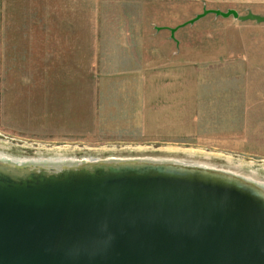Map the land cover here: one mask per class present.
Masks as SVG:
<instances>
[{
    "label": "rangeland",
    "instance_id": "374dc122",
    "mask_svg": "<svg viewBox=\"0 0 264 264\" xmlns=\"http://www.w3.org/2000/svg\"><path fill=\"white\" fill-rule=\"evenodd\" d=\"M17 2L20 6L21 1ZM25 2L30 8L45 10L43 16L33 12L26 17L28 36L41 32L39 24H45L48 32L52 28L47 25L60 23L74 25L76 38L65 43L29 39L26 47L33 51L32 59L42 62H11L15 58L6 52L5 26L14 0H0V153L12 157H169L264 182V22L239 29L236 25L241 22L234 20L236 31H232V25L206 13L183 23L204 7L198 0ZM133 9L154 11L158 41L168 39V27L183 23L176 34L175 29L169 30L170 36L188 41L183 49L196 51V45H207L206 49L216 51L211 58L192 55L186 78L174 74L180 71L179 63L169 62L172 72H165L163 61L157 59L154 121H149L148 111L133 112L141 98L138 57L123 54L136 44L128 35L136 25ZM90 23L91 58L88 39L84 42ZM235 39L247 45L236 47ZM218 43L226 45L211 47ZM36 45L44 46L43 55ZM159 50L166 51L164 47ZM166 82H172L171 86ZM169 89L180 91L173 101L164 95Z\"/></svg>",
    "mask_w": 264,
    "mask_h": 264
},
{
    "label": "water",
    "instance_id": "95a60500",
    "mask_svg": "<svg viewBox=\"0 0 264 264\" xmlns=\"http://www.w3.org/2000/svg\"><path fill=\"white\" fill-rule=\"evenodd\" d=\"M207 12L264 21L202 7L183 23ZM0 264H264V182L169 157L0 153Z\"/></svg>",
    "mask_w": 264,
    "mask_h": 264
},
{
    "label": "crops",
    "instance_id": "0c3cea01",
    "mask_svg": "<svg viewBox=\"0 0 264 264\" xmlns=\"http://www.w3.org/2000/svg\"><path fill=\"white\" fill-rule=\"evenodd\" d=\"M13 1V0H11ZM18 0H14V6H12L11 8H9L8 11V17H7V23L5 26V39H6V52L7 54L10 51L11 57H14L15 59L12 60L11 62L14 63H33V62H42L41 60L38 59V57L36 59H32L34 57V55L32 54L33 51H29L27 50L26 47V42H28L27 40L29 39H36L43 41L44 39H51L52 41L55 42H70L72 41L74 38V36H72V34L74 33L73 30L71 29L74 25L72 24H60V23H54L52 25H47V28L51 27L52 29L50 31L47 32L46 29V25L45 24H39L40 25V31L41 32H37L35 36H28V27L27 25L24 23L26 20V17L29 15H33L35 12V16H43L45 10L44 9H34V8H30L28 6V4L25 2V0H20V6L18 5ZM201 3V7H210V8H219L221 10H225L226 8H233L237 11L238 14H244L247 11H250L252 13L255 14H264V0H198ZM212 12H207L208 14H211ZM213 16H217L218 18H220L219 20H221L220 22H225L229 25H232V31H236V29L233 27L234 23L232 24V22H234V20L241 22V24L243 25H236L239 26V29H245L246 26H250V25H254V24H258L260 22H264V21H260V22H256L254 20L251 19H245V20H241L238 18H235L231 15L228 16H221V15H216L214 13H212ZM62 15V10H61V14ZM132 15L133 17H135V28H134V32H130L128 33L129 36H133V39L136 40V44H131L128 46V51H125L126 53H123L124 56L127 55H132L134 57H138V94L140 95L141 98H139L138 100V105L136 107V109L134 108L133 112H149L150 115L148 116L149 121H154V117L156 115V110L155 108L152 106V102L154 99H156L157 96V89H156V78L154 77V73H156L155 71L157 70V59L163 61L164 64V71L167 72H172L171 70H168V63L169 62H175L176 64H180L179 69L180 71H176L174 72L175 76H178L180 74V76L183 77V74L185 75V78L187 77V68H188V63H189V59L192 55H195V57H197L198 59H205V58H211L213 56H215L216 51L213 50H209L206 49L208 48L207 45H196L198 48L194 50H190V49H183L184 47H188L189 43L187 40H183L182 38L178 37V36H170L169 35V30H168V34L165 35V37H167L168 39H164V40H159L158 41V34H157V29H158V25L156 24L155 20V13L154 11L150 10H140V9H133L132 10ZM206 13L203 14L202 16L198 17L199 18H203L204 16H207ZM213 18V17H211ZM210 20V19H209ZM10 21V23H9ZM208 24H205L203 26H206L205 29H208L209 26H207ZM39 27V26H38ZM163 28V27H162ZM169 28V27H168ZM180 28V26H176L175 30L173 31L174 34H176V31ZM238 28V27H236ZM47 33H45V32ZM87 30H84V42L87 43V39H88V48H89V54H90V58L92 57V42H93V31H92V24H89V30H88V37H87ZM33 34V33H32ZM34 35V34H33ZM74 35V34H73ZM236 41L234 42L236 47H241V46H246L247 43L245 45H242V40H238L235 39ZM40 41V42H41ZM227 41H225L224 43H226ZM247 42V41H246ZM43 43V42H42ZM224 43H218L217 45H213L211 47L218 48V47H224L226 44ZM44 45V43H43ZM41 45H36V48H41L42 52L41 55H43V49L44 46ZM28 46V44H27ZM159 47H164L166 49L165 52L159 50ZM203 47V48H201ZM37 49V50H38ZM29 51V53H28ZM38 53V51H37ZM58 57V56H56ZM53 62V61H52ZM58 62H61L60 60ZM64 62H68V61H64ZM182 69H185V71H181ZM163 70L162 66L161 69ZM152 72V74H151ZM204 73V72H203ZM202 73V74H203ZM247 73V71L245 72ZM244 73V74H245ZM247 78V76H245ZM172 79V78H170ZM175 79H177V77H175ZM165 85H170L172 84V82H166L164 83ZM171 89V88H170ZM170 89L168 90L169 94H164L166 97H168L169 99H171L173 101V99L180 94V91L174 92V91H170ZM171 100L166 102H170ZM172 101L170 102V105H172ZM182 101V98H181ZM181 111L183 109H180ZM176 111H178L176 109ZM170 112H172V110H170ZM171 121V119H170ZM140 125L144 126V123H140ZM149 128H151L150 126H147ZM146 127V128H147Z\"/></svg>",
    "mask_w": 264,
    "mask_h": 264
},
{
    "label": "bare ground",
    "instance_id": "6f19581e",
    "mask_svg": "<svg viewBox=\"0 0 264 264\" xmlns=\"http://www.w3.org/2000/svg\"><path fill=\"white\" fill-rule=\"evenodd\" d=\"M32 153V152H31ZM4 154V153H3ZM7 155V154H6ZM67 155V154H66ZM7 156H9V155H7ZM11 157V156H10ZM37 157V156H36ZM238 167V166H237Z\"/></svg>",
    "mask_w": 264,
    "mask_h": 264
}]
</instances>
